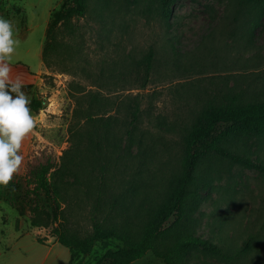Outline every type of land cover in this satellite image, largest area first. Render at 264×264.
I'll return each mask as SVG.
<instances>
[{"label": "rangeland", "instance_id": "rangeland-1", "mask_svg": "<svg viewBox=\"0 0 264 264\" xmlns=\"http://www.w3.org/2000/svg\"><path fill=\"white\" fill-rule=\"evenodd\" d=\"M62 1L0 0V16L13 22L19 41L12 76L33 85L30 101H45L31 109L38 123L23 143L19 172L0 186V264H69L58 224L90 233L108 200L117 220L128 214L138 227L167 198L202 107L237 93L242 101L264 99V11L255 20L238 0H174L163 20L158 0H88L85 16L59 22L47 40ZM46 43L50 67L41 60ZM224 145L264 164V138L253 132L229 133ZM56 171L64 199L58 221L39 184ZM196 173L189 232L228 251L249 245L236 264H264V173L211 154ZM116 244L98 242L72 264H109L102 255ZM129 264L164 262L147 252ZM181 264L229 263L191 246Z\"/></svg>", "mask_w": 264, "mask_h": 264}, {"label": "trees", "instance_id": "trees-1", "mask_svg": "<svg viewBox=\"0 0 264 264\" xmlns=\"http://www.w3.org/2000/svg\"><path fill=\"white\" fill-rule=\"evenodd\" d=\"M158 1L160 18L169 19L174 0ZM238 1L247 8L246 15L251 19L256 20V17L264 11V0ZM87 7L88 0H63L59 9L52 13L45 38L48 40L57 24L66 18L85 16ZM50 48V45L46 43L41 52V60L47 67L51 66L48 58ZM152 58L153 51L150 49L146 57L147 73L151 69ZM32 87L33 85H24L22 91L27 94ZM30 102V107L34 111L42 109L45 104L43 99H33ZM235 131L253 132L258 137L264 138V99L242 101L237 93L227 102L208 103L202 107L183 138L179 174L167 198L138 227L134 226V217L131 215L126 214L117 220L118 216L112 213L114 202L109 200L106 215L101 219H92L90 233L81 235L63 223H59L57 241L69 249V264H72V258L76 252L87 255L96 243L107 245L110 240H115L117 244L114 248L106 249L101 258L109 260V264H129L141 259L147 252L153 253L164 264H181L184 254L191 246H196L205 254L229 264L240 262L247 255L249 245L235 251H228L208 240L192 235L188 230L192 204L196 198L192 191L198 176L196 167L205 155L211 154L240 162L264 173L263 163H254L247 158H242L224 145L228 134ZM59 172H54L50 180L46 181L45 170L39 182L43 190L44 202L49 206L51 218L55 221H58L60 204L64 200L61 188L55 180H52V177H56ZM172 216L176 217L175 221L163 229V224ZM38 241L43 242L41 239Z\"/></svg>", "mask_w": 264, "mask_h": 264}, {"label": "clouds", "instance_id": "clouds-1", "mask_svg": "<svg viewBox=\"0 0 264 264\" xmlns=\"http://www.w3.org/2000/svg\"><path fill=\"white\" fill-rule=\"evenodd\" d=\"M19 41L11 20L0 16V186L7 187L20 170L25 139L37 127L23 81L13 78L11 62Z\"/></svg>", "mask_w": 264, "mask_h": 264}]
</instances>
